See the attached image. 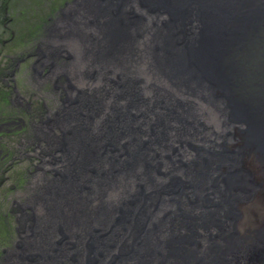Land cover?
<instances>
[{
    "label": "bare ground",
    "instance_id": "1",
    "mask_svg": "<svg viewBox=\"0 0 264 264\" xmlns=\"http://www.w3.org/2000/svg\"><path fill=\"white\" fill-rule=\"evenodd\" d=\"M74 6V80L118 81L94 93L98 111L86 91L69 95L64 168L35 190L34 236L3 264H264V63L258 89L233 57L245 38L264 42V0ZM194 107L224 129L202 127Z\"/></svg>",
    "mask_w": 264,
    "mask_h": 264
},
{
    "label": "rangeland",
    "instance_id": "2",
    "mask_svg": "<svg viewBox=\"0 0 264 264\" xmlns=\"http://www.w3.org/2000/svg\"><path fill=\"white\" fill-rule=\"evenodd\" d=\"M76 1L0 0V264L12 249L21 250L24 242L32 240L34 233L27 230L34 229V216L39 213L29 203L38 194L34 195L35 190L47 179L57 181L60 177L58 169L64 168L65 149L59 143L63 137L59 119L63 118L64 111L72 113L69 95L78 97L86 91L94 102V93L102 90L107 96V88H115L113 82L118 81L112 75H105L103 81L102 76L97 77L98 81L95 78L92 84H87L85 79L83 82L74 80L73 68L81 61L77 59L73 35L67 33L64 26L70 24L71 27L72 15L82 21L74 12L78 8L74 6ZM53 27L55 33L46 38ZM50 39L53 46L46 44ZM256 40L258 38L241 42L240 50L233 57L244 67L246 79L258 87L263 73L259 64L264 63L260 47H264V42ZM88 69L77 72L86 74L88 80L93 77L87 74ZM138 80L142 81L143 93H148L144 90L146 80L142 76ZM133 89L127 90V97L134 93ZM121 96L119 86V93H114V97ZM110 100L112 98H107L108 103ZM185 100L202 104L195 96H188ZM120 101L125 104L124 100ZM95 104L92 110L98 111L102 104L97 107ZM202 105L201 109L205 107ZM200 108L198 111L194 107L187 114L204 117ZM205 111V119L200 118L202 127H214L217 131L224 129L219 120L208 118V111ZM92 115L96 116L94 112ZM229 117L235 118L232 113ZM197 139L199 137H195ZM194 144V148L203 145L198 140ZM187 160H190L189 156L185 158ZM206 164L207 160L204 166ZM89 248L94 251L93 245Z\"/></svg>",
    "mask_w": 264,
    "mask_h": 264
},
{
    "label": "water",
    "instance_id": "3",
    "mask_svg": "<svg viewBox=\"0 0 264 264\" xmlns=\"http://www.w3.org/2000/svg\"><path fill=\"white\" fill-rule=\"evenodd\" d=\"M255 12H256V11H255ZM257 13H258L259 16H262V17H260V18L264 21V17H263V16H264V8H263L262 11L258 10ZM238 14H241V13H237V15H238ZM250 14H251V13H249V15H250ZM256 28H258V27H256ZM245 39H246V38H245ZM245 39H244V40H245ZM242 42H243V41H242ZM238 45H239V44H238Z\"/></svg>",
    "mask_w": 264,
    "mask_h": 264
},
{
    "label": "flooded vegetation",
    "instance_id": "4",
    "mask_svg": "<svg viewBox=\"0 0 264 264\" xmlns=\"http://www.w3.org/2000/svg\"><path fill=\"white\" fill-rule=\"evenodd\" d=\"M3 138H4V136H3Z\"/></svg>",
    "mask_w": 264,
    "mask_h": 264
}]
</instances>
